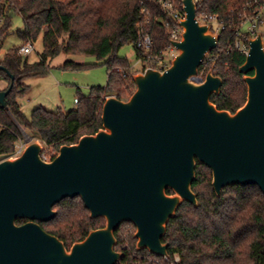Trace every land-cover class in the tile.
Listing matches in <instances>:
<instances>
[{
  "label": "water",
  "instance_id": "1",
  "mask_svg": "<svg viewBox=\"0 0 264 264\" xmlns=\"http://www.w3.org/2000/svg\"><path fill=\"white\" fill-rule=\"evenodd\" d=\"M181 2L183 30L172 42L177 52L170 64L134 73L126 100L106 96L101 128L62 144L50 160L41 158L37 136L18 155L0 159V264H116L122 253L114 249L115 232L123 222L135 226L137 249L166 256L169 219L183 201L198 205L191 188L197 162L211 170L217 195L236 184L257 185L264 194L261 35L250 39L239 66L245 102L233 113L218 109L210 96L220 92L222 78L209 70L202 82L191 79L218 35L196 20L193 0ZM8 74L11 82L0 90L4 107L14 82ZM75 196L91 218L106 223L66 248L40 222L55 216L56 203Z\"/></svg>",
  "mask_w": 264,
  "mask_h": 264
},
{
  "label": "trees",
  "instance_id": "2",
  "mask_svg": "<svg viewBox=\"0 0 264 264\" xmlns=\"http://www.w3.org/2000/svg\"><path fill=\"white\" fill-rule=\"evenodd\" d=\"M246 1L201 0L200 4L233 24ZM16 14L23 21V30L18 32L21 44H33L42 35L43 49L33 62L18 54L21 44L0 56V65L5 68L0 69V80L6 81V88L11 82L8 73L14 76L6 106H0L1 157L16 151V145L23 141L22 129L39 137L43 152L52 158L62 144H72L84 134L95 133L102 126L106 96L114 94L126 100L135 85L131 62L118 51L135 42L139 28L152 37L153 53L165 48L168 42L166 12L157 0H0V47ZM231 34L230 29L220 34L221 53L213 71L222 78V86L218 94L210 96V101L218 109L233 113L245 102L247 88L239 71L245 55L230 48ZM60 52L94 56L96 64L107 67V82L91 87L87 95L77 98V106L67 112L36 107L27 118L18 101L27 90L24 79L46 73L49 61ZM135 55L144 61L139 58L141 51L135 50ZM91 65L67 60L62 67L86 69ZM211 179V170L197 162L191 188L198 205L183 201L169 219L162 237L168 244L167 259L147 249H137L131 232L120 234L122 224H132L123 222L115 232L114 249L122 253L116 264H153L151 257L163 260L162 264H264V194L257 185L236 184L224 187L217 195ZM53 208L55 216L40 225L62 240L66 248L82 240L89 231L104 226L102 217L89 216L79 196L64 198ZM24 221L18 219L17 223Z\"/></svg>",
  "mask_w": 264,
  "mask_h": 264
},
{
  "label": "rangeland",
  "instance_id": "3",
  "mask_svg": "<svg viewBox=\"0 0 264 264\" xmlns=\"http://www.w3.org/2000/svg\"><path fill=\"white\" fill-rule=\"evenodd\" d=\"M259 28L264 31V24ZM21 30H23V21L21 16L16 14L12 18L11 31L5 37L0 47V56L13 46L21 44L18 37V32ZM42 49V35H40L36 41L33 42V50L28 55L23 56V58H27L29 62L36 61L38 60L39 53ZM118 54L127 57L131 62L132 70L130 73L132 74L140 72L144 66L150 65L145 61H137L133 44L124 45L118 51ZM166 59H168V66L172 58ZM67 60L92 65L86 69L63 68L62 65ZM96 62L97 59L92 55H83L80 53L66 54L65 52H60L49 61L48 64L50 68L46 73L31 75L24 79V84L27 85V90L18 99L23 114L27 118H30L36 107H43L49 111L61 110L63 112L75 108L77 106L74 102L75 98H81L89 93L91 87L103 86L107 82V67L105 65L96 64ZM134 89L135 85L132 90ZM22 133L23 141L18 143L16 148L17 146L23 147L24 144L34 136L23 129ZM4 157L0 156V159ZM105 223L106 221L103 218L104 226ZM135 231L136 228L133 224H122L120 234L125 235L127 232H131L134 237ZM151 260L153 261V264L163 263V260L153 257H151Z\"/></svg>",
  "mask_w": 264,
  "mask_h": 264
},
{
  "label": "built area",
  "instance_id": "4",
  "mask_svg": "<svg viewBox=\"0 0 264 264\" xmlns=\"http://www.w3.org/2000/svg\"><path fill=\"white\" fill-rule=\"evenodd\" d=\"M157 1L159 4H161V7L166 12L164 26L168 30V42L165 48L153 53L152 37L148 33L144 32L142 28L138 29L133 47L135 50L141 51L142 55L139 58H144V61L150 64L144 66L142 71L147 67H153L159 70L165 69L167 67L168 60L166 58H173L177 51L172 42L179 41L182 35L183 28L180 25V21L184 18V11L181 0ZM193 1L196 4V20L200 24L209 25V29L214 34L218 35L217 46L205 54L203 61L198 68L197 74L191 77L193 81L202 82L209 70H212V73L214 74L213 67L215 65L216 59L219 58L221 53V49H218L220 34L225 29H230L232 33L230 48L234 47L246 55L249 50L250 39L256 37V35L260 33L264 49V31L260 30L259 28L264 24V2H260V0L246 1L236 13L237 22L231 24L230 22H225L218 13L209 12L207 9L202 8V5L200 4L201 0ZM32 50L33 44L31 42H27L20 46L18 49V54L21 56H26ZM137 61L143 62L142 59H137ZM74 102H77V98L74 99ZM22 149V146H17L15 153L12 155H18ZM41 158L44 160H50L52 157L42 152ZM163 257L167 259V256ZM175 261H178V256H175Z\"/></svg>",
  "mask_w": 264,
  "mask_h": 264
},
{
  "label": "crops",
  "instance_id": "5",
  "mask_svg": "<svg viewBox=\"0 0 264 264\" xmlns=\"http://www.w3.org/2000/svg\"><path fill=\"white\" fill-rule=\"evenodd\" d=\"M6 86H7V83H6V81H4V80H0V90H3V89H5V88H6ZM20 107H21V105H20Z\"/></svg>",
  "mask_w": 264,
  "mask_h": 264
}]
</instances>
